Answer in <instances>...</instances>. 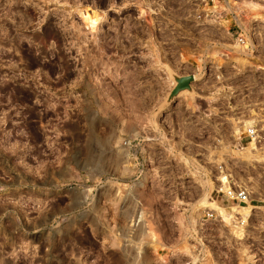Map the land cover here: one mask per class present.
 <instances>
[{
    "label": "rangeland",
    "instance_id": "374dc122",
    "mask_svg": "<svg viewBox=\"0 0 264 264\" xmlns=\"http://www.w3.org/2000/svg\"><path fill=\"white\" fill-rule=\"evenodd\" d=\"M195 1L0 0V264L191 255L173 205L197 188L181 168L149 177L146 158L170 104L197 86L165 97L174 74L198 76L209 30L233 22L227 12L264 29V0L217 4L225 15L214 23L193 19L209 11Z\"/></svg>",
    "mask_w": 264,
    "mask_h": 264
},
{
    "label": "built area",
    "instance_id": "2783aa9c",
    "mask_svg": "<svg viewBox=\"0 0 264 264\" xmlns=\"http://www.w3.org/2000/svg\"><path fill=\"white\" fill-rule=\"evenodd\" d=\"M195 2L209 9L197 20L219 21L217 4L230 9L229 0ZM227 13L233 22L209 30L194 62L196 90L164 115L159 147L146 158L149 177L181 168L183 185L197 188L173 205L178 240L192 245L179 264H264V29ZM140 217L135 209L131 230Z\"/></svg>",
    "mask_w": 264,
    "mask_h": 264
},
{
    "label": "water",
    "instance_id": "95a60500",
    "mask_svg": "<svg viewBox=\"0 0 264 264\" xmlns=\"http://www.w3.org/2000/svg\"><path fill=\"white\" fill-rule=\"evenodd\" d=\"M173 79L175 81V84L167 93L164 102L165 104L169 102L178 93L179 90L189 86V82L192 80V75L190 73L180 75L174 74Z\"/></svg>",
    "mask_w": 264,
    "mask_h": 264
},
{
    "label": "crops",
    "instance_id": "0c3cea01",
    "mask_svg": "<svg viewBox=\"0 0 264 264\" xmlns=\"http://www.w3.org/2000/svg\"><path fill=\"white\" fill-rule=\"evenodd\" d=\"M199 31H200V30H199ZM196 43H197V42H196ZM191 51L193 52V48H192ZM174 98H175V96H174L171 100H173ZM163 99H164V96H163ZM171 100H170V101H171ZM176 105H177V103H174V104H173V102L170 104L171 108H173V109L176 107ZM171 108H170V109H171Z\"/></svg>",
    "mask_w": 264,
    "mask_h": 264
}]
</instances>
